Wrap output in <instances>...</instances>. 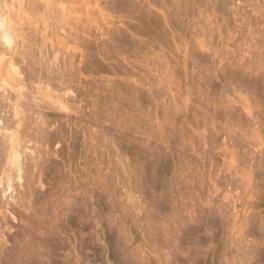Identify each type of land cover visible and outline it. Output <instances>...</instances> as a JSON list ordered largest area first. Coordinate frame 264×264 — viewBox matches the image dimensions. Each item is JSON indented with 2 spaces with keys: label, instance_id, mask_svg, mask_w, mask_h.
Segmentation results:
<instances>
[{
  "label": "clouds",
  "instance_id": "9594fccd",
  "mask_svg": "<svg viewBox=\"0 0 264 264\" xmlns=\"http://www.w3.org/2000/svg\"><path fill=\"white\" fill-rule=\"evenodd\" d=\"M106 4L124 19L139 16L126 10L127 0ZM233 7L249 32L264 31V0H235ZM257 71L264 72V60L234 79ZM142 117L140 109L117 100L90 113L67 152L62 123L16 127L11 139L0 130V264H264V109L242 118V167L234 175L229 168L226 177L240 190L227 202L212 185L205 191L201 182L197 191V173L192 180L181 176L162 126ZM254 143L259 147L252 151ZM257 152L261 163L253 178L247 158Z\"/></svg>",
  "mask_w": 264,
  "mask_h": 264
},
{
  "label": "rangeland",
  "instance_id": "374dc122",
  "mask_svg": "<svg viewBox=\"0 0 264 264\" xmlns=\"http://www.w3.org/2000/svg\"><path fill=\"white\" fill-rule=\"evenodd\" d=\"M20 1L0 0V13L14 28L11 48L0 39V126H8L3 125L4 131L14 136L13 125L24 129L36 121L62 123L69 138L63 145L67 152L72 135L86 125L90 113L100 114L124 100L142 111L146 123L162 126L170 155L182 165L180 175L187 174L189 180L195 179L193 173L200 176L193 185L197 191L201 182L205 191L212 185L225 202L239 192L226 177L230 179L229 168L234 175L242 167L237 135L242 118L264 109V72L240 81L234 76L252 62L260 66L264 31L253 27L249 32L240 23L235 0H127L126 10L139 12L134 20L124 19L106 0ZM81 23L93 29L91 36L86 30L81 33L86 28ZM68 92L74 95H65ZM61 106L70 107L72 114L59 111ZM75 106L83 113L79 117ZM258 147L254 143L252 151ZM258 156L249 153L247 158L253 178L261 163ZM61 162L76 167L75 162ZM102 162L107 165V158ZM84 222L94 226L87 216ZM72 240L76 243L79 237Z\"/></svg>",
  "mask_w": 264,
  "mask_h": 264
},
{
  "label": "bare ground",
  "instance_id": "6f19581e",
  "mask_svg": "<svg viewBox=\"0 0 264 264\" xmlns=\"http://www.w3.org/2000/svg\"><path fill=\"white\" fill-rule=\"evenodd\" d=\"M21 1H22V0H21ZM21 1H20V2H21ZM26 1H28V0H26ZM60 1H63V0H60ZM69 1H70V0H69ZM34 2H35V1H34ZM29 3H30V1H29ZM5 5H6V4H5ZM12 5H13V3H12ZM28 6H29V5H28ZM31 7H32V6H31ZM57 7H58V6H57ZM71 7H72V6H71ZM85 7H86V6H85ZM85 7H84V8H85ZM58 8H60V7H58ZM76 8H77V7H76ZM76 8H75V9H76ZM84 8H83V9H84ZM11 9H12V8H11ZM61 9H62V8H61ZM64 9H65V8H64ZM98 9L101 10L100 8H98ZM7 10H8V9H7ZM12 10H13V9H12ZM0 11H1V10H0ZM9 11H10V10H9ZM77 11H78V10H77ZM77 11H76V12H77ZM12 12H13V11H12ZM90 12H91V11H90ZM1 13H3V12H1ZM1 13H0V15H1V16H0V39L2 38L4 44H6V45H8V46L10 47V46H11V43L13 44V41H14V40L12 41V38H13L12 35H13V34L11 33V30H13L14 28H13V29H10V26H8L9 22H8V24H7V22H6L7 19H6V21H5V19H3L4 15H2ZM70 13H71V12H70ZM70 13H67V14H69V16H70ZM94 13H95V12H94ZM16 14H17V13H16ZM63 15H64V13H63ZM63 15H62V16H63ZM71 15H72V14H71ZM69 16H68V17H69ZM75 17H76V16H75ZM75 17H74L73 19L76 20V18H78L79 16L76 17V18H75ZM63 18H65V17H63ZM77 20H79V19H77ZM84 20H85V19H84ZM86 20H87V18H86ZM89 20H90V18H89ZM89 20H88V21H89ZM10 21H11V20H10ZM82 21H83V20H82ZM148 21H149V20H148ZM151 21H152V20L149 21V23H151L150 25L153 24L152 22H155V21H152V22H151ZM73 22H75V21H73ZM73 22H72V23H73ZM77 22H78V21H77ZM80 22H81V21H79V23H80ZM85 22H86V21H85ZM70 23H71V22H69V24H70ZM75 23H76V22H75ZM79 23H78V25H79ZM144 23H145V22H144ZM146 23H147V21H146ZM81 24H83V29L86 27V28L83 30V29H80V28L82 27V25H81V27L79 26V27H80L79 29H80V30H83L81 33H83V32L87 29L88 25H86V26L84 27L85 23H81ZM87 24H88V23H87ZM11 25H12V23H11ZM76 25H77V24H76ZM155 25H157L156 22H155ZM11 27H12V26H11ZM89 27H90V26H89ZM92 27H93V26H92ZM96 28H97V27H96ZM157 28H158V26H157ZM77 29H78V28H77ZM91 29H92V28H91ZM91 29H90V31H91ZM75 30H76V29H75ZM92 30H93V29H92ZM155 30H156V29H155ZM155 30H154V31H155ZM87 31H89V30H86V32H87ZM90 31L88 32V34L90 33ZM152 31H153V29H152V30L150 29L149 32H152ZM86 32H85V33H86ZM91 32H92V31H91ZM141 32H142V31H141ZM79 33H80V32H79ZM79 33H78V36H79ZM81 33H80V34H81ZM146 33H148V32H146ZM153 33H154V32H153ZM86 34H87V33H86ZM142 34L144 35V33H141V35H142ZM151 34H152V33H151ZM76 35H77V34H76ZM82 35H83V34H82ZM89 35L91 36V34H89ZM92 35H93V34H92ZM100 35H101V33H100ZM138 35H140V34H138ZM145 35H147V34H145ZM148 35H149V33H148ZM153 35H155V33H154ZM76 37H77V36H76ZM79 37H80V36H79ZM82 37H83V36H82ZM84 37H85V36H84ZM80 38H81V37H80ZM84 39H85V38H84ZM201 42H202V41H201ZM203 42H204V41H203ZM203 42H202V43H203ZM206 42H207V41H206ZM20 43H21V42H20ZM202 43H201V44H202ZM4 44H3V45H4ZM205 44H206V43H205ZM207 45H208V43H207ZM19 46H21V45H19ZM202 46H203V47H206L204 44H202ZM76 47H77V46H76ZM76 47H75V49H76ZM7 48H8V47H7ZM10 48H11V47H10ZM207 48H208V47H207ZM5 49H6V48H5ZM0 50H1V49H0ZM1 51H2V50H1ZM1 51H0V52H1ZM10 52H11V51H10ZM28 54H29V53H28ZM30 55H31V54H30ZM26 57H27V56H26ZM26 57H25V58H26ZM29 57H30V56H29ZM30 58H31V57H30ZM23 59H24V58H23ZM23 59H22V60H23ZM30 60H31V59H30ZM26 62H27V61H26ZM30 63H31V62H30ZM11 64H13V63H11ZM11 64H10V67H11ZM27 64H28V62H27ZM31 64H32V63H31ZM56 64H57V63H56ZM20 65H21V64H20ZM14 66H15V64H13V67H14ZM58 66H59V65H58ZM16 67H18V65H17ZM32 67H33V66H32ZM54 67H55V66H54ZM63 67H64V66H62V68H63ZM48 68H49V67H48ZM52 68H53V67H52ZM57 68H58V67H57ZM14 69H15V70H14ZM60 69H61V68H60ZM13 70L16 71L17 68H13ZM22 70H23V69H22ZM48 70H49V69H48ZM51 70H52V69H50V71H51ZM55 70H56V69H55ZM64 70H65V69H64ZM53 71H54V70H53ZM59 71H60V70H59ZM59 71H55V72H59ZM64 72H65V71H63V73H64ZM50 73H52V72H50ZM63 73H61V74L63 75ZM67 73H68V72H67ZM18 74H19V73H18ZM54 74H55V73H54ZM58 74H59V73H58ZM66 75H67V74H66ZM66 75H65V76H66ZM63 76H64V75H63ZM47 78H48V77H47ZM55 78L57 79V77H55ZM63 78H64V77H63ZM24 79H25V78H24ZM28 79H29V78H28ZM42 79H43V78H42ZM61 80H62V79H61ZM64 80H65V79H64ZM64 80H62V81H64ZM62 81H60V82H62ZM66 81H67V80H66ZM69 81H70V80H69ZM48 83H49V82H48ZM62 83H63V82H62ZM62 83H61V84H62ZM66 83H67V82H66ZM66 86H67V85H66ZM68 87H69V86H68ZM20 88H22V87H20ZM66 89H67V88H66ZM68 91H69V90H68ZM64 92H65V91H64ZM62 95H63V94H62ZM64 98H65V97H64ZM62 100H64V99H62ZM60 102H61V100H60ZM62 102L64 103L65 101H62ZM67 102H68V101H67ZM63 103H62V104H63ZM67 105H68V104H67ZM70 105H71V104H70ZM70 105H69V106H70ZM63 106H66V104L63 105ZM63 106H61V107H63ZM11 107H12V106H11ZM49 107H50V106H49ZM57 107H58V106H57ZM14 108H15V107H14ZM14 108H13V109H14ZM16 108H17V107H16ZM65 108H68V107H65ZM69 108H70V107H69ZM14 111H15V110H14ZM20 111H21V110H20ZM23 111H24V110H23ZM17 112H18V111H17ZM24 112H25V111H24ZM10 114H11V113H10ZM15 115L17 116V113L14 114L13 117H14ZM25 115H26V114H25ZM43 116H44V115H43ZM20 117H21V116H20ZM26 117H27V116H26ZM7 118H8V117H7ZM15 118H16V117H15ZM13 120H16V119L13 118ZM13 120H12V121H13ZM23 120H24V119H23ZM38 120H39V119H38ZM42 120H43V119H42ZM44 121H45V120H44ZM22 122H24V121H22ZM36 122H37V121H36ZM42 122H43V121H42ZM5 123H6V122H5ZM7 123H8V122H7ZM13 123H14V122H13ZM44 123H45V122H44ZM2 124L4 125V123H2ZM8 124H9V123H8ZM11 124H12V122H11ZM3 125L0 126V130H3V129H4V128L2 129ZM5 125H7V124H5ZM5 125H4V127L7 128L8 126L6 127ZM9 126H10V125H9ZM14 127L16 128V126L13 125V128H14ZM20 127H21V126H20ZM20 127H19V128H20ZM29 127H30V126H29ZM30 128H31V127H30ZM9 129H12V128L9 127ZM8 134H9V133H8ZM12 135H13V134H10V135H9L10 139H11V136H12ZM1 137H2V136H1ZM12 137H13V136H12ZM0 140H1V138H0Z\"/></svg>",
  "mask_w": 264,
  "mask_h": 264
}]
</instances>
